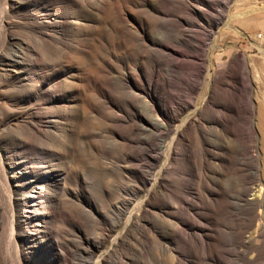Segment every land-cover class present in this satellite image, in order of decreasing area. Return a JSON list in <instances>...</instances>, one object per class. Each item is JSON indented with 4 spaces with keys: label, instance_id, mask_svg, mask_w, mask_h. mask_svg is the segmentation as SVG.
<instances>
[{
    "label": "rangeland",
    "instance_id": "obj_1",
    "mask_svg": "<svg viewBox=\"0 0 264 264\" xmlns=\"http://www.w3.org/2000/svg\"><path fill=\"white\" fill-rule=\"evenodd\" d=\"M260 114L264 0H0V264H264Z\"/></svg>",
    "mask_w": 264,
    "mask_h": 264
},
{
    "label": "bare ground",
    "instance_id": "obj_2",
    "mask_svg": "<svg viewBox=\"0 0 264 264\" xmlns=\"http://www.w3.org/2000/svg\"><path fill=\"white\" fill-rule=\"evenodd\" d=\"M204 17L205 16H202L201 18H204ZM208 18L209 17H207V18L205 17L206 23L211 24L212 22ZM44 22H47V21H44ZM69 25H70V23H69ZM77 25H79L78 20L73 19L71 21L70 28L75 29L77 27ZM73 105L74 104H72V107H73ZM147 106L149 107L148 109L150 110L153 118L150 120L151 122L148 121L149 124H145L146 125L145 127H148V126H150V127L151 126L162 127L163 126L165 128L166 127L168 128V124L165 122L162 115L158 113L154 101L149 99ZM258 122H259L258 127L260 128L261 146L264 150V117L262 114H260ZM248 146H249V144H248ZM249 148L251 150L252 146ZM248 151L247 152H246V150L243 151V154L246 155V157L250 158L252 155ZM249 160H251V159H249ZM242 161H244V160H242ZM251 161H253V160H251ZM47 171H50V170H47ZM16 172H18V171L13 172V174H16ZM12 176H13V186L15 187V193H17V195H18V197H17L18 202L25 204V208H26L25 210L18 212L19 213L18 214V221L16 224H19V222L25 221V223H28L29 226L31 227V231L29 230L28 233L32 234V235L35 234L34 237H39V232L41 231V229H46V228L50 229V226L52 225L50 222L51 219L58 217V215L55 213V209L59 206V201L55 200V198L52 197L53 193H50L47 190H42V187H41L42 183L40 184V182H38V177L36 175L27 174L24 176L23 175H20V176L12 175ZM49 176L51 178V182L53 181V183L55 181L60 180V177H58L57 175H49ZM250 179H252V177L247 178V180H250ZM43 185L46 186V184H43ZM44 189H49V188L45 187ZM248 191L252 192V191H254V188L251 187L250 189H248ZM246 201H247V199H246ZM249 201H251L253 203L254 207L259 205L256 202V200H254V198L250 199ZM42 215L48 216V220H45ZM55 215H57V217H55ZM258 229L259 228H257V230Z\"/></svg>",
    "mask_w": 264,
    "mask_h": 264
}]
</instances>
